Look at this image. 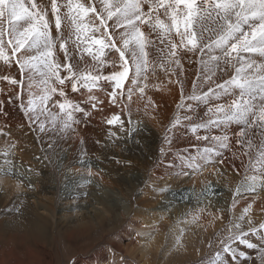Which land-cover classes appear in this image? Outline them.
<instances>
[{
  "label": "bare ground",
  "instance_id": "6f19581e",
  "mask_svg": "<svg viewBox=\"0 0 264 264\" xmlns=\"http://www.w3.org/2000/svg\"><path fill=\"white\" fill-rule=\"evenodd\" d=\"M84 2L87 3L88 0ZM49 18L51 19V14ZM57 56L63 62L62 53L58 51ZM106 59L118 62L119 57L115 52H108ZM204 59H208L206 54ZM199 60L198 55L191 54L183 60L185 96L192 92V83L196 81L197 73L200 72ZM90 63V58L86 54L84 60L79 62L82 68ZM119 70L118 63L115 66L105 65L101 69L104 75ZM5 74L20 79L15 66L9 69L0 64V76ZM64 74L62 72V75ZM220 77L221 74L218 73L214 79L222 82ZM176 80L175 75L165 76L157 69L155 76L149 74L147 81L149 87L145 89L143 96L139 92H134L131 100H128L129 85H126L123 97L119 95L120 90H116L118 95L115 103L108 95L113 90L111 84L103 80L99 82L100 87L94 88L91 93L82 87L79 92H72L70 85H66L68 97L74 102H79L90 114L84 116L83 113H75L80 123L74 124L72 129L67 131H61L59 126L53 128L49 119L43 132L39 130V122H30L20 107L22 102L27 103V90L21 99H16L19 88L0 81L2 89L0 100L4 101L0 105V244L6 245L2 252L0 251L2 260L6 258V254H13L12 246H16L21 234L47 239V225L43 213L48 212L62 199L67 210L59 219L64 224L66 235L94 232L90 230L95 228L100 219L105 220V215L110 212L111 204L105 197L111 195L110 189L114 186L121 193L129 195L134 192L136 197L141 198V202L137 204L138 209L131 212V225L138 228L141 237H148L149 241L143 243L141 239L130 249L142 248L141 253L146 252V248L160 251L158 254H152L150 251L142 256L135 251L123 252L119 245L112 244L110 256L105 261L101 259L100 244L104 243V240H101L96 243L94 250H90L93 251L86 258L83 253H79L76 258L78 264H138L137 260L143 264L155 262L179 264L190 259H201L207 251L209 239H213L215 246L217 244L215 233L224 223L230 227L231 221L242 224V230L247 233L242 239L247 243L235 240L230 245L231 251L222 253V264H262L264 241L259 240H264V229L255 233L250 232L247 221L251 219L252 226L257 228L263 221L264 190L257 187V193L243 191L235 198L236 188L240 186L245 171V168L241 167V160L245 161V167L247 165L245 157H233V152H239L236 145L233 143L230 149H219L222 155L212 156L217 163L207 164L195 174L175 153L189 147L182 157L196 156L197 148L206 146L208 142L196 141L190 130L183 127L170 134L172 138L170 146L163 142L166 128L177 111V104L181 101L180 84H177ZM196 82L197 94H200V90L207 91L206 84ZM90 95L96 96L97 100L89 101ZM57 99L62 98L58 94L55 95L50 107ZM229 100V96L222 95L219 98L214 97L209 105L195 100L186 103L191 106V114L203 117L207 107L227 103ZM92 103L96 104V108L91 106ZM51 111L57 112L58 108L51 107ZM183 114H189L188 110L185 109L181 115ZM113 115L120 116L124 121L125 130H121L119 123L115 125L106 123ZM40 119L45 120V117L41 116ZM239 127L236 124L221 125L207 131L201 130L200 134L214 136L228 134L234 137ZM110 132H115L116 136H110ZM139 132L144 142L142 152L150 155L152 148H157L159 152L162 146L165 149L163 154L160 152L157 159L148 160L149 166L140 161V155L132 158L129 154L136 148L132 142L133 134ZM106 138L110 142L105 141ZM112 143H117L120 147ZM11 144H15V148H10ZM5 160L13 162L12 174L7 176L2 171L8 167ZM220 160L224 163H218ZM93 161L97 162V167L93 165ZM89 168L96 178L88 176ZM72 169L74 172H70ZM221 172L224 174L221 175ZM89 179L91 183L87 182ZM207 181L219 185L220 196L194 195L191 199L190 197L185 200L176 199L187 196L188 190L193 194L199 192L201 183ZM44 197H50L55 205L50 206L44 202ZM11 203H15L16 206L19 204L21 208L27 203L30 205L28 204L26 211L21 209L17 213H11ZM249 204H252L250 212L244 221H240L239 217L244 215V209ZM79 211L86 212L87 215L80 217L82 213ZM221 215L223 220L214 219L215 216ZM194 216H199L196 222H193ZM181 236V245H177V238ZM249 243L259 246L260 249L251 253L255 247H248ZM211 262L212 260L206 264Z\"/></svg>",
  "mask_w": 264,
  "mask_h": 264
},
{
  "label": "snow or ice",
  "instance_id": "6c2138e0",
  "mask_svg": "<svg viewBox=\"0 0 264 264\" xmlns=\"http://www.w3.org/2000/svg\"><path fill=\"white\" fill-rule=\"evenodd\" d=\"M58 51L63 55V62L57 56ZM108 52L117 53L118 62L106 59ZM85 54L91 63L82 68L79 62ZM189 54L200 57L196 81L206 84L207 91L200 90L197 94L198 84L193 81L192 92L185 96L183 60ZM117 63L119 71L102 73L105 65ZM0 64L17 68L20 79L5 74L0 76V81L19 88L16 99H21L27 90V103L22 102L20 107L30 122H39L41 132L49 119L53 128L59 126L61 131H67L80 123L75 113L90 114L68 97L66 85H70L72 92H79L82 87L91 93L103 80L111 84L113 90L108 95L115 103L116 90L123 97L126 85H129L128 100L134 92L143 96L149 87V74L155 76L157 69L165 76L175 75L176 83L180 84L181 101L166 128L163 142L170 146V134L181 127L190 130L196 141L208 142L197 148L196 156L181 157L193 171L217 163L212 159L213 154L221 156L219 149H230L234 143L239 152H233V157L247 159L246 167L241 160L245 171L236 193H255L257 187L264 190V0H88L87 3L84 0H0ZM218 73L222 82L214 79ZM57 94L62 99L51 105L58 108L52 112L50 102ZM222 95L229 96L230 100L207 107L203 117L191 114V106L186 103L195 100L209 105L214 97ZM88 100L96 101L97 97L90 95ZM3 103L0 100V105ZM91 106L96 108L95 103ZM185 109L189 114L181 115ZM106 123H119L121 130H125L119 115H113ZM231 124L240 126L234 137L200 134L201 130ZM110 136L116 133L110 132ZM160 152L163 154L165 149L161 147ZM5 165L8 167L2 169L3 174H12L13 162L5 160ZM92 174L89 168L88 176ZM251 207L249 204L244 209L240 221L245 220ZM198 219L199 216H194L193 222ZM214 219L223 220V216ZM247 222L250 232L264 229V223L257 228L252 226L251 219ZM225 230L230 234L228 240L247 243L242 239L247 233L241 223L231 221ZM181 241L182 236L177 238V245ZM219 243L222 248L211 264H222V253L231 251L225 239ZM208 246L211 248L212 244ZM248 247L255 245L249 243Z\"/></svg>",
  "mask_w": 264,
  "mask_h": 264
},
{
  "label": "rangeland",
  "instance_id": "374dc122",
  "mask_svg": "<svg viewBox=\"0 0 264 264\" xmlns=\"http://www.w3.org/2000/svg\"><path fill=\"white\" fill-rule=\"evenodd\" d=\"M53 103L54 101L52 102V104ZM139 135L140 132L133 134L132 142L134 146L136 145V148L135 150L130 151L129 154L132 158H135V156L140 155V161H143L147 166L148 160L157 159L159 157L160 152L157 150V148H152L149 152L150 155L148 153L142 152L141 149L143 147L142 144H144V142L142 141V138ZM105 141L110 142V140L107 138L105 139ZM135 142H138V144H136ZM112 144L117 145V143ZM117 146L120 147V145ZM121 150H123V147H121ZM188 150L189 147H186L185 149L181 150V152L177 151L175 155L182 157V154L186 153ZM96 163L95 161H93L94 166H96ZM70 172H74V169H72ZM194 172L195 174H197L198 172H200V170H196ZM46 173L47 172H45V174ZM91 177L96 178L94 174H92ZM49 184H51V181L49 182ZM111 187V195H109V197H105V199L109 200V203L111 204L109 214L105 215L106 219H100L99 223L95 226V228H92L90 230H94V232H79L72 236L66 235L67 233L65 231L66 229H64V224L59 219V216L61 214H64L67 210L64 200H59L55 205L51 201L50 197H44V202H46L50 206L55 205L53 208H50L48 212L43 213V218L45 219V223L47 225V239L44 240L43 238L34 235L24 236L21 234L19 242L16 244V246H12L14 248L13 254H6V258H4L3 260L1 259L0 255V264H78L76 262V258L79 253H83L84 257L86 258L94 250V246L96 245V243L101 240H104V243L100 244L102 252L101 259L105 261H107L110 256L111 250L113 248L112 244L119 245L121 247V250L126 253H132L135 251L138 255L144 256L147 255L150 251H152V254H158L160 249L146 248V252L144 253H141L142 248L130 249V247H132L141 239H143V243L149 241L148 237L142 238L141 231L138 228L132 227L131 225V212L134 209H138L137 204L141 202V198L139 199V197H136V194L134 192L127 195L126 193H121L120 191H118L117 188H115L114 186ZM103 189L105 190L106 187L104 186ZM183 190L185 191V189ZM186 193L188 194L187 196L180 198L176 197V199L185 200L189 197V199H191V197H193L194 195H198V197H213L215 195L220 196V189L219 185L215 183L210 184V182L207 181L201 183L199 192H195V194H193L191 190H188ZM241 193L239 195L236 193L235 198H238ZM10 199H12V197ZM28 204L30 205V203H27L21 208L19 204L18 206H16L15 203H11L10 212L17 213L21 209L26 211ZM40 211L42 212L43 209H40ZM79 212L82 213L80 217L87 215L86 212ZM261 223H264V219ZM227 227H229V224L225 225L224 223V225L221 226L220 229L215 233L217 237V244L215 246L213 245V239H209L208 245L209 243H211L212 247H207V251L201 259H190L182 263L179 262V264H206L213 260L216 252L220 251L222 248V245L219 243L221 239H225L230 245L235 241L228 240L230 234L228 231L225 230ZM126 230L129 232H127ZM232 232L235 233L236 230L232 229ZM138 233L139 235H137ZM5 247V244H0V251L2 252ZM91 249L93 250L90 251ZM257 249H260L259 246H255V249L251 251V253H254ZM14 259L17 260L13 262ZM101 262L103 261L101 260ZM137 263L143 264L140 260H137ZM154 264L157 263L155 262Z\"/></svg>",
  "mask_w": 264,
  "mask_h": 264
}]
</instances>
